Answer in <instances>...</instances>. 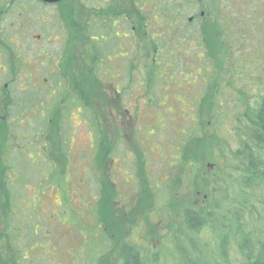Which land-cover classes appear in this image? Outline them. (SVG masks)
I'll list each match as a JSON object with an SVG mask.
<instances>
[{
  "label": "rangeland",
  "instance_id": "374dc122",
  "mask_svg": "<svg viewBox=\"0 0 264 264\" xmlns=\"http://www.w3.org/2000/svg\"><path fill=\"white\" fill-rule=\"evenodd\" d=\"M94 3L66 0L43 5L28 0L26 14L27 8L18 7L17 1L12 15L7 14L17 32L24 27L25 39L18 41L31 49L28 65L39 64L42 48L59 53L65 47L49 46L47 40L68 34L63 77L76 81L94 119L73 114L67 128H77V133L67 156L60 141L68 130L62 129L58 107L52 110V120L39 117L40 126L33 123L46 133L43 142L38 141L49 148L46 162L39 152H3L18 161L21 175L14 166L6 172L0 162V264H114L118 256L110 255L125 243L136 245L148 264H175L170 238L183 227V210L201 205L207 197L206 181L220 166L214 154L216 142L232 136L236 119L264 94V24L256 30L251 20L256 8L264 15L260 0L237 4L225 0L222 9L226 10L213 14L211 6L205 20L197 17L200 11L194 5L180 29L172 30L175 37L167 39L165 25L158 29L150 17L151 1ZM107 11L127 16L129 53L115 60L101 55L94 63L87 53L92 20L107 27L108 40L116 42L111 23H102L104 16L99 20ZM191 16L197 18L189 24ZM159 32L163 36L157 38ZM37 35L43 36L41 42ZM162 41L171 50L153 52ZM142 48L153 57L145 59ZM116 89L125 91L124 102ZM114 108L117 115H111ZM218 113L225 116L219 124ZM187 136L192 143L197 141L199 152L194 157L180 151ZM179 160L183 166L177 165ZM189 172L195 185L189 186V176L184 179ZM182 180L188 183L186 188ZM26 181L30 189L19 185ZM15 192L27 194L24 210L32 213V220L20 228L21 242L28 245L23 248L9 229L19 225L8 215Z\"/></svg>",
  "mask_w": 264,
  "mask_h": 264
},
{
  "label": "trees",
  "instance_id": "16d2710c",
  "mask_svg": "<svg viewBox=\"0 0 264 264\" xmlns=\"http://www.w3.org/2000/svg\"><path fill=\"white\" fill-rule=\"evenodd\" d=\"M17 1L18 6H29L28 0ZM138 1L143 4L150 0H136V4ZM35 2L49 5L40 0ZM158 2L152 4L154 8L150 17L161 18L167 33L162 35L163 38L175 37L172 30L173 33L178 31L175 26L180 27L182 19L193 6H189L190 0ZM192 2L197 4V0ZM222 4L223 0H215L212 3L213 12L225 10ZM141 17L146 18L145 15ZM199 19H202L201 16ZM160 48L171 50L163 41ZM142 50L145 59L153 57L147 49ZM249 61L252 63L254 56ZM250 62L247 65H251ZM224 118V113H218V124ZM233 132L232 136L223 137L214 146L220 166L213 178L206 181V199L203 198L199 206L183 210V227L170 238L175 264H264V94L236 119ZM192 141L188 136L183 139L180 151L182 154L184 151L185 157L186 154L194 157L199 152L197 141ZM183 163V160H179L177 165L183 166ZM4 170L8 172L9 168L5 167ZM190 170L191 167L188 168ZM188 176L189 186L195 185L197 181L191 179V172L184 179ZM183 180L182 187L186 188L188 183ZM102 237L107 239V236ZM110 256H118L114 264H148L136 245L131 243H125L117 252L115 249Z\"/></svg>",
  "mask_w": 264,
  "mask_h": 264
},
{
  "label": "flooded vegetation",
  "instance_id": "af4514ba",
  "mask_svg": "<svg viewBox=\"0 0 264 264\" xmlns=\"http://www.w3.org/2000/svg\"><path fill=\"white\" fill-rule=\"evenodd\" d=\"M65 1L66 0L62 2ZM94 1L95 6L97 3L104 2L105 0ZM154 1L152 0L151 3L157 4L158 0H156V2ZM233 1L237 4L239 0ZM260 1L264 3V0ZM211 2H215V0H197V4H193L192 0H190L189 6L195 5V8H198L200 11L197 17L199 18V16H201V20H205L206 16L210 13L209 7L212 6ZM16 3L17 1L14 0H0V148L2 149L0 151V162L5 164V167L7 168H13L14 166L19 176L21 174L17 169L18 161L14 159V156H4V153L9 154L11 151H20L25 155L27 153H32L34 155L39 152L41 157L45 158L44 162H46L45 153L49 150V148L45 144L40 142L38 143L39 139L43 142V136L46 137V133L43 129L37 130L36 128L40 126L37 122L39 117L42 119L48 117L50 121L52 120L50 117L53 113L52 110L55 109V107L60 109L61 117L59 120L62 124V129L65 128V130H68L67 137L62 138L60 141V147L61 151L64 152V155L66 153L67 156V154L69 155L72 151L71 143L74 134L77 133V128H73V130L69 127L67 128V124L73 123V114H79L81 117L85 116L86 119L87 117L93 116L88 107L84 105L80 91L76 85V81L63 77V59L66 54V40L68 39V34L59 33L54 39L47 40L49 46H52V44L55 43V47H58L59 44L65 47H62L59 53H53L50 49L42 48L41 57L38 59L39 64L28 65L26 63L27 53H29L31 49L27 46L25 41L21 42L22 45L19 42L20 40L25 39L26 34L24 27L21 26V31L17 32L14 26L15 24L9 21L11 17H8V15H12L13 6ZM254 5L258 7L257 3H254ZM24 7L26 6H23V8ZM28 7H26L27 12H29ZM156 7L158 6H155V8ZM155 11L156 13L159 12L158 10ZM112 13L113 12L110 14L108 11L103 12L99 20H101L104 16L105 19L102 23L106 25L111 23V30L116 39L115 43H111L108 40V35L106 34L108 28L100 27V22L96 21V19L92 20V23L94 24V31L88 36L90 45H88L89 48L87 49V53L89 52L88 54L95 58L94 63H97L98 56L101 57V55L113 56V59L115 60L127 57L129 53L130 36L126 30L127 28L129 29L128 18L124 15V13L123 15L121 14L118 16ZM212 13L216 12H213L212 10ZM259 13L258 8H256V16H254L253 19L251 18L256 30L261 29V24H264V15H260ZM197 17H189V23H192L193 21L195 22ZM107 19L111 21L107 22ZM153 19L155 27L161 29V18L155 16ZM240 19L244 24L247 23L244 22L243 17ZM41 23L43 25L46 24V16L44 14L41 16ZM175 28L179 29L180 27L175 26ZM222 32H224L225 36L231 38V35L226 33L224 27H222ZM262 33L264 34V29H262ZM94 34L97 36L95 39L96 41L93 39ZM249 34V36L252 37L253 33ZM63 35H65L64 40ZM155 35L157 38L161 37L160 32ZM37 38L39 39V42L43 40L42 35H37ZM134 40H136V38H134ZM104 41H107L108 44L102 46L101 44ZM77 43L79 44V42ZM160 50L161 48L155 49L157 52ZM125 52H127V54H125ZM114 56L116 57L114 58ZM39 68L42 69L43 72L40 73ZM115 92L119 99L121 98V101L124 102L125 91L116 89ZM34 94H37V96L34 97ZM47 102L49 104L46 106L45 103ZM114 114L117 115V109L115 108L111 112V115ZM91 119H94V117ZM29 121L31 123H29ZM35 122L36 127L33 125ZM64 146H68V148H65ZM42 183L43 182H40V185H42ZM19 185L21 188L30 189L27 181L25 182V185H22L21 183H19ZM23 194V192L13 193L14 199L11 200L8 213V215L13 216L19 224L16 225L15 230H13L11 226H9V229L12 234L15 233L14 237L19 240L20 244H22L21 248L27 247L28 245H24L21 242L22 230H20V228H24L25 224L32 220V213L24 210L25 198L28 196L27 194Z\"/></svg>",
  "mask_w": 264,
  "mask_h": 264
},
{
  "label": "water",
  "instance_id": "95a60500",
  "mask_svg": "<svg viewBox=\"0 0 264 264\" xmlns=\"http://www.w3.org/2000/svg\"><path fill=\"white\" fill-rule=\"evenodd\" d=\"M42 3H45V4H57V3H60L64 0H40Z\"/></svg>",
  "mask_w": 264,
  "mask_h": 264
}]
</instances>
